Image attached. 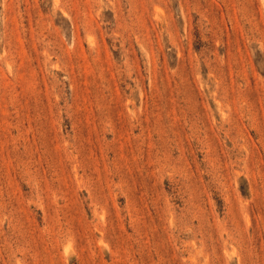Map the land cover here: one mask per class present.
<instances>
[{
	"label": "rangeland",
	"instance_id": "obj_1",
	"mask_svg": "<svg viewBox=\"0 0 264 264\" xmlns=\"http://www.w3.org/2000/svg\"><path fill=\"white\" fill-rule=\"evenodd\" d=\"M0 264H264V0H0Z\"/></svg>",
	"mask_w": 264,
	"mask_h": 264
}]
</instances>
